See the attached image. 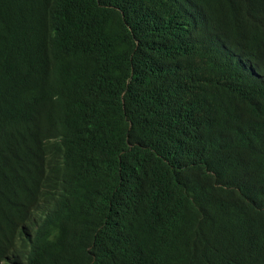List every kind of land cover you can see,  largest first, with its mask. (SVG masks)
<instances>
[{
	"label": "trees",
	"instance_id": "1",
	"mask_svg": "<svg viewBox=\"0 0 264 264\" xmlns=\"http://www.w3.org/2000/svg\"><path fill=\"white\" fill-rule=\"evenodd\" d=\"M0 264H264V0H0Z\"/></svg>",
	"mask_w": 264,
	"mask_h": 264
}]
</instances>
